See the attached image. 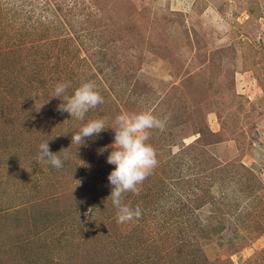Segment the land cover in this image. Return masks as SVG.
Masks as SVG:
<instances>
[{"label":"rangeland","instance_id":"rangeland-1","mask_svg":"<svg viewBox=\"0 0 264 264\" xmlns=\"http://www.w3.org/2000/svg\"><path fill=\"white\" fill-rule=\"evenodd\" d=\"M47 1L56 6L53 0H0V264H125L132 255L139 260L141 252L166 264H192L175 253V237L158 232L159 221L117 223L115 208L103 218L95 214L104 185L108 192L112 187L107 177L115 166L106 159L114 142L111 128L85 138L79 147H68L73 154L63 163L83 173L71 185L68 177L61 182L68 169L57 171L38 160L41 142L48 141L49 147L63 137L71 142V134L82 126L58 110L61 100L49 98L61 82L71 85L69 94L82 82L95 83L104 102L89 110L85 122L102 119L113 127L121 113L151 111L167 124L166 110L185 112V121L176 117L165 139L160 130H151L147 143L163 162L169 150L160 144H167L166 138L176 152L194 140L199 119L218 134L224 120L221 141L208 149L220 162L240 161L253 171L255 179L243 187L255 189L252 202L259 204L256 213L261 214L256 219L264 220V0H98L113 21L103 16L107 26L101 21L88 37L86 15H76L73 24L87 36L84 44L69 25L55 24L54 15L43 10ZM79 1L57 0L67 7ZM84 12L100 14L93 7ZM46 16L52 23L45 22ZM101 44L128 54L130 63L124 66L132 76L124 93L108 91L105 78L95 71L93 50L107 52L99 49ZM219 48L224 49L220 65L216 58L215 64L208 63ZM163 166L156 169L160 176L165 175ZM150 183L138 185V194H124L134 195L124 198L125 204H142L139 197L151 194ZM211 190L221 193L217 184ZM79 197L83 203L74 218ZM255 228L241 227L237 244L228 241L227 228L217 235L222 238L200 239V247L195 252L189 248L190 253L214 264H254L264 254V230L257 233ZM140 229L151 232L154 240L146 250L126 251L124 236ZM137 236L131 243L139 242Z\"/></svg>","mask_w":264,"mask_h":264},{"label":"trees","instance_id":"trees-1","mask_svg":"<svg viewBox=\"0 0 264 264\" xmlns=\"http://www.w3.org/2000/svg\"><path fill=\"white\" fill-rule=\"evenodd\" d=\"M97 1L98 0H90L87 4L84 0H80L79 2H75L76 4H73L74 6L67 7V5L64 6V4L57 2V0H53L56 6L52 7L50 1H47L43 6V10L47 12L49 11L51 15H54L56 19L55 24L60 28L69 25L70 28L74 30L76 38L83 43L87 36L89 37L94 33L91 28H100L103 25L100 24L101 21L107 26L104 17L111 19V23L113 21L111 16L103 14V10H101L102 8ZM89 7H93L94 11H99L100 14L96 16L92 12L85 13L84 9ZM55 13H58V15ZM76 15H86L84 19L85 22H87L88 30H91L87 32V36L77 32V30L80 31L79 29H75L73 23ZM50 19V16H46V19L44 20L45 22L49 20V22L52 23V20ZM106 31H109V29L106 28ZM102 35L103 34L100 35V38ZM42 39L44 38H39V40ZM71 40L73 39L71 38ZM113 41H115V38L112 37L111 42ZM106 46L103 44L98 45V47H100L99 49L105 47V50L107 51L106 53L104 51L100 52L93 50V53H95L94 55L98 57L94 60L96 67L95 71L102 74L105 78L108 83V91L115 94L122 91V93H124L127 90V88L124 89V86L128 87V79L132 76L129 74V66L128 68L124 66V63H127L128 65L130 63L128 54H118V47L116 45L112 47ZM79 47L80 46H78L77 49H80ZM223 51V48L213 51L208 63L215 64L214 59L216 58L219 60L217 61V65L219 66ZM138 56L139 59H142L143 53H139ZM66 68L67 65L65 66V69ZM92 76L95 78L97 76V81L100 82L101 78H99L97 74H93ZM113 80H115V82ZM87 114H89V112L86 113V115ZM163 115H168V119L166 118V128L161 131V136H163L161 139H165L164 134L167 129H169L170 126L175 125L173 120L176 117V119L182 117L181 121H185L183 116H185L186 113L182 112L179 114L178 112H175V109H168ZM84 123L86 122L83 120L81 124ZM220 125L222 130L218 134L217 132L209 130L208 126L204 123L203 118L199 119V121L194 123V133L196 135L194 140L185 144L176 152L171 151L170 148L171 145H173V142H169L166 138L167 144H160V146H165L169 150L167 161L163 162L161 158V161H159V158H156L158 161L157 166L144 180L149 183L152 182V184L150 183L152 187L150 190L151 194L140 195L139 199L142 201V204L137 205L134 199V202L131 204L133 209L139 207L141 210V217L137 219L138 221L144 223H147L150 219L159 221L160 228L157 229L158 232L163 231L164 236L162 237H171L172 240L175 237L177 241L174 243L176 244V247L174 248L175 253L179 257L189 258L188 262L191 261L192 264H214V262L206 260L205 257H200L197 253L195 256L190 253L189 248L194 247L195 252L200 247V243H202L203 239L210 240L214 237L222 238L217 237V235L223 230L230 228L228 241L237 244V239L240 237L239 229L241 227L248 229L255 224V231H257V233L264 230V220L259 221L256 219L257 216L261 215L256 213L259 204L255 205L252 202L255 189L253 187H243L244 182L253 181L255 179V177L253 178V171L240 161L235 162V160H230L220 162L210 149H208V147L221 141L224 131L223 129L226 127L225 121H221ZM157 130L158 129H154V132ZM71 144L74 145V143L67 142L65 137H63L61 143L54 142V145L52 147L50 146L49 150L54 153L61 150L56 153L57 155H60L61 158H63L62 156L64 152H67L69 157L73 154V151L71 152L68 148ZM162 164H164V166ZM65 165L66 164L63 163L62 168L56 169L57 171H66L68 169L67 175L63 173V176H61V182H67L66 178L68 177L71 185L72 180H76L77 177L81 176L83 173L79 171L76 172L73 167L69 168ZM158 166L164 167V176H160V173L156 171ZM105 169L106 166H103V170ZM102 180L104 182L106 178H102ZM225 181H229V191L226 190L229 186L228 183L225 185ZM215 184L220 188V195L213 194L211 190ZM247 187H249V185H247ZM108 188V186L104 185L102 200L100 201L101 206L95 208V214L98 213L102 218L103 216L108 215L111 208H114L111 198L108 197L111 192L107 191ZM132 197L134 198V195H132ZM132 197H130V195H123V199L125 198V200L132 199ZM160 198L165 199V202H162ZM78 199L80 202L76 203L75 211L73 213L74 218H76L79 212V207L83 203L80 197ZM125 200L122 202L125 203ZM41 201H43V199H40L38 202ZM94 201L99 202L97 199ZM44 202L49 201L46 200ZM154 210H156L157 213H152ZM136 235H138L139 242L136 243L135 241V243H131ZM124 237L128 238L126 251L135 248L141 251L143 249L146 250L148 247L147 242H149L150 239L154 240L155 236H152L151 232H149V234L143 233L142 229H140L139 231L132 230L131 232L126 233ZM200 239H202V241ZM180 253H183V255H180ZM139 254V260L135 258L136 256H134L133 259L132 255L130 261H126L125 264H166L160 258H154L152 255H149L148 253L146 254V252L145 255L142 252ZM240 264H250V262L245 260ZM254 264H264V254L261 256L260 260L258 262L256 261Z\"/></svg>","mask_w":264,"mask_h":264},{"label":"clouds","instance_id":"clouds-1","mask_svg":"<svg viewBox=\"0 0 264 264\" xmlns=\"http://www.w3.org/2000/svg\"><path fill=\"white\" fill-rule=\"evenodd\" d=\"M70 87L68 83H57L49 98L61 100L58 110L67 112L71 118L83 121L89 110L95 109L104 102L92 81L80 83L73 88L71 94L68 93ZM44 103H41L39 108ZM109 128L114 131V142L110 145L112 150L106 159L115 167L107 177L112 186L108 197L111 198L112 205L116 209L117 223H126L134 218L139 219L141 210L139 207L133 209L130 205L123 203V195L128 192L138 194V185L142 184L157 166L156 151L147 141L152 129L164 130L165 121L151 111L121 113L115 118L113 127L106 126L102 119L89 120L82 124L78 131L71 134V143L79 147L84 144L85 138L96 137ZM67 134L69 133L62 135ZM38 147V160L57 169L62 168L64 160L68 159L67 152H64L62 159L56 154L61 150L55 153L50 151L48 141L41 142Z\"/></svg>","mask_w":264,"mask_h":264}]
</instances>
